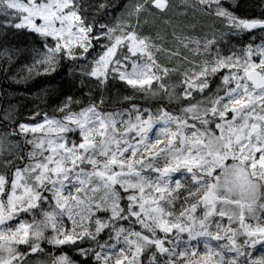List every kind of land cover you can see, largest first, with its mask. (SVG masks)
Instances as JSON below:
<instances>
[{"label":"snow or ice","instance_id":"snow-or-ice-1","mask_svg":"<svg viewBox=\"0 0 264 264\" xmlns=\"http://www.w3.org/2000/svg\"><path fill=\"white\" fill-rule=\"evenodd\" d=\"M258 6L245 17L226 0H136L109 26L98 23L104 0H0V30L38 43L16 83L67 60L87 62L89 94L101 90L98 101L67 96L58 115L29 122L0 109L15 125L0 131V264H264V0ZM173 8L223 30H173L176 50L141 33L142 16ZM245 33L247 44L220 47ZM180 46L192 54L181 57L187 67L159 62L160 52L181 56ZM113 83L129 90L125 101L159 103L106 110Z\"/></svg>","mask_w":264,"mask_h":264},{"label":"trees","instance_id":"trees-1","mask_svg":"<svg viewBox=\"0 0 264 264\" xmlns=\"http://www.w3.org/2000/svg\"><path fill=\"white\" fill-rule=\"evenodd\" d=\"M90 2L95 3L98 0H90ZM104 2L108 4V8L100 13L98 23L114 26L121 17L123 18L121 20L127 19L124 14L128 3L134 4L136 0H104ZM226 4L239 16L252 17L259 16L261 13V8L258 6L259 0H226ZM205 18H207L208 22L202 23L207 31L205 33L201 32L199 26L195 25V30L191 36L202 37L205 34L211 36L213 31H215L217 37H219L223 26L219 21L209 17ZM133 22L135 21L133 20ZM195 22L200 23L194 20L193 24ZM144 35H148V33ZM256 36L255 42L259 43L260 33L257 32ZM250 39L251 37L246 33L230 36L225 41H221L220 47L227 52L233 46L239 47L247 44ZM158 43L167 49H172L170 46H177L173 37L167 38L164 43ZM36 47H38L37 39L27 32H17L15 29L7 32L0 30V109H5L6 106L11 108L13 119L21 122L23 120L29 121L30 114L35 112H40L41 114L47 112L49 115L57 114V107L67 96L75 97L81 102V105L100 99L101 90L92 88L89 94V88L94 82H90L87 77L81 76L83 64L87 62H78L73 65L65 60L55 72L41 75L34 73L32 79L16 83V80L19 79L17 74L21 73L22 69L32 63L33 49ZM179 50L181 53L179 57H170L167 52L158 53L159 62L170 68L183 69L187 67V63L181 57L188 56L189 59H192V54L182 46H180ZM97 51H99V45H97ZM9 56H11V59H9ZM197 59L199 58L197 57ZM4 69H9V71H4ZM82 80L84 81L83 84L81 83ZM218 83L219 78H213L211 85L213 91H215ZM126 95H130V92L123 85L119 83L110 84L108 90L103 93L106 110L130 108L133 103L142 108L154 107L159 103L145 100L139 96L132 101H125L123 97ZM74 107L78 110V106ZM2 114L0 112V115ZM11 126L14 127L15 125L11 122L0 121V131L5 129L11 131ZM43 247L49 251L52 250L51 246L47 244H44ZM89 264H91V261H89Z\"/></svg>","mask_w":264,"mask_h":264},{"label":"rangeland","instance_id":"rangeland-1","mask_svg":"<svg viewBox=\"0 0 264 264\" xmlns=\"http://www.w3.org/2000/svg\"><path fill=\"white\" fill-rule=\"evenodd\" d=\"M174 5L179 4L180 0H172ZM132 3H128V7H130ZM182 9L179 8H173L171 9L166 15H158L156 17L152 16H142L141 17V28L139 29L142 34L148 33V35L152 37H156L157 34H160L162 37H164L162 40H158L157 42H165V40L169 37H173L172 33L173 30H176L177 32H183L186 35H191L195 30V25L199 26L201 29V32H206L207 29L205 28V25L202 22H208L207 18L195 16L191 13L187 17L180 15V12ZM127 16V9L125 11L124 17ZM123 19L122 17L119 19ZM145 19L147 20V23H145ZM169 20L168 24H165V20ZM197 20L200 23L193 24V21ZM172 49L176 50L177 46H170ZM168 60V59H167ZM5 108H8L7 106ZM21 122H29L27 120H23ZM13 128L11 126L10 130ZM21 144H23V139L21 138Z\"/></svg>","mask_w":264,"mask_h":264}]
</instances>
